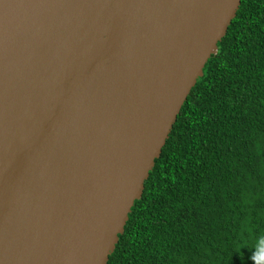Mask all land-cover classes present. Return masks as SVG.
Listing matches in <instances>:
<instances>
[{
	"label": "water",
	"instance_id": "95a60500",
	"mask_svg": "<svg viewBox=\"0 0 264 264\" xmlns=\"http://www.w3.org/2000/svg\"><path fill=\"white\" fill-rule=\"evenodd\" d=\"M242 0H0V264H107Z\"/></svg>",
	"mask_w": 264,
	"mask_h": 264
},
{
	"label": "trees",
	"instance_id": "16d2710c",
	"mask_svg": "<svg viewBox=\"0 0 264 264\" xmlns=\"http://www.w3.org/2000/svg\"><path fill=\"white\" fill-rule=\"evenodd\" d=\"M262 238L264 0H242L107 264H264Z\"/></svg>",
	"mask_w": 264,
	"mask_h": 264
},
{
	"label": "clouds",
	"instance_id": "9594fccd",
	"mask_svg": "<svg viewBox=\"0 0 264 264\" xmlns=\"http://www.w3.org/2000/svg\"><path fill=\"white\" fill-rule=\"evenodd\" d=\"M262 243H264V238H262ZM261 255V249L258 247L257 248V256Z\"/></svg>",
	"mask_w": 264,
	"mask_h": 264
}]
</instances>
